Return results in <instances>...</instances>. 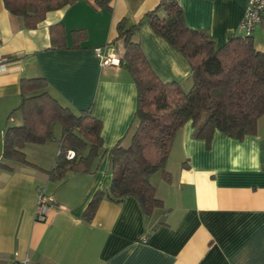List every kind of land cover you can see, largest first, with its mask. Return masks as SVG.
I'll use <instances>...</instances> for the list:
<instances>
[{
	"label": "crops",
	"instance_id": "1",
	"mask_svg": "<svg viewBox=\"0 0 264 264\" xmlns=\"http://www.w3.org/2000/svg\"><path fill=\"white\" fill-rule=\"evenodd\" d=\"M161 0H111V10L95 0H76L46 13L33 29L23 28L0 0V158L8 116L21 123L20 80L43 77L48 92L78 112L90 110L101 122L103 147L127 144L134 129L135 84L122 66L102 67L94 49L107 48L120 58L117 23L140 22L141 48L153 71L165 82L188 87L191 67L186 57L157 35L145 19ZM187 25L202 29L217 47L240 26L245 0H178ZM61 23L66 44L72 30L83 28L78 48H51L50 27ZM264 52V24L251 34ZM188 120L174 136L167 169L151 183L163 207L145 217L133 196L115 203L104 197L91 221L82 218L97 190L111 182L108 154L93 173H68L51 181L58 152L56 141L26 144L27 159L36 167L16 164L0 168V262L28 259L30 264H264V115L256 132L241 139L215 130L210 142L193 136ZM60 136V135H59ZM58 136V137H59ZM54 204L44 221L35 218L37 190ZM146 236V242H141Z\"/></svg>",
	"mask_w": 264,
	"mask_h": 264
},
{
	"label": "trees",
	"instance_id": "2",
	"mask_svg": "<svg viewBox=\"0 0 264 264\" xmlns=\"http://www.w3.org/2000/svg\"><path fill=\"white\" fill-rule=\"evenodd\" d=\"M2 1L23 28L33 29L47 12L76 0ZM110 2L95 0L108 11ZM145 19L157 35L186 57L191 67L190 84L185 87L162 81L141 48V23L121 19L111 43L121 42L119 65L128 71L137 91L135 126L127 144L119 141L105 149L100 120L90 110L75 112L60 104L48 92L43 77L20 80L17 110L21 123L11 124V113L3 129L0 168L8 171L19 163L36 167L24 152L29 143L58 144L55 163L48 171L51 181H61L70 172L93 173L97 162L108 154L111 182L89 200L82 214L87 222L104 197L120 203L133 196L145 217L163 207L151 178L160 173L164 180H170L171 173L166 168L172 142L188 120L193 121V136L208 143L215 130L235 139L254 134L258 119L264 115V52L254 47L251 35L234 36L217 47L204 30L187 25L178 0H161L145 14ZM50 35L51 48H78L86 39L83 28L74 29L71 44L67 45L61 23L50 27ZM56 125L61 128L59 137L55 135ZM69 150L74 152L72 158L67 157Z\"/></svg>",
	"mask_w": 264,
	"mask_h": 264
},
{
	"label": "built area",
	"instance_id": "3",
	"mask_svg": "<svg viewBox=\"0 0 264 264\" xmlns=\"http://www.w3.org/2000/svg\"><path fill=\"white\" fill-rule=\"evenodd\" d=\"M245 9L240 23L241 28L246 35H251L256 27L264 21V0H245ZM96 55L100 59L102 67L118 65L119 57L108 51L107 48L96 47L94 49ZM7 60L0 61V72L5 71L8 67ZM74 152L69 150L67 157L72 158ZM54 201L52 196L46 193L43 188L37 190L36 206H35V218L38 221H44L53 207ZM141 242H146V236H142ZM12 264H30L28 259L20 261H13Z\"/></svg>",
	"mask_w": 264,
	"mask_h": 264
},
{
	"label": "rangeland",
	"instance_id": "4",
	"mask_svg": "<svg viewBox=\"0 0 264 264\" xmlns=\"http://www.w3.org/2000/svg\"><path fill=\"white\" fill-rule=\"evenodd\" d=\"M55 135H56V137H58L59 135H60V133H61V128H60V126L59 125H56L55 126ZM167 169V168H166ZM168 170V169H167ZM170 171V170H169ZM156 174H159V173H156Z\"/></svg>",
	"mask_w": 264,
	"mask_h": 264
}]
</instances>
